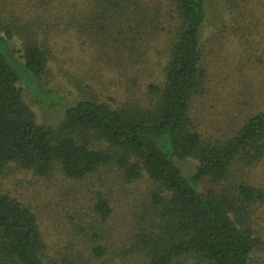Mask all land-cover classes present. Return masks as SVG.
Masks as SVG:
<instances>
[{
    "label": "trees",
    "instance_id": "trees-1",
    "mask_svg": "<svg viewBox=\"0 0 264 264\" xmlns=\"http://www.w3.org/2000/svg\"><path fill=\"white\" fill-rule=\"evenodd\" d=\"M243 2L228 0L232 37L244 23L235 11ZM89 13L76 35L89 40L82 45L94 79L108 72L122 78L108 76V83L127 85L130 74L141 79L158 56L159 78L143 85L140 97L117 105L83 93L53 128L36 122L17 73L0 53V171L15 166L47 177L57 169L79 182L113 168L119 185L142 179L148 191L140 211L120 223L117 240L107 226L113 207L97 193L86 249L79 253L67 244L52 254L35 212L0 194V264H264V40L259 55L243 28L238 71L246 98L212 102V67L229 40L219 34L202 39L206 0H96ZM1 39L18 40L15 52L32 81L31 94L47 91V40L0 20ZM189 159L195 168L185 177L176 163ZM259 170L261 183L254 175ZM205 181L218 190L200 192Z\"/></svg>",
    "mask_w": 264,
    "mask_h": 264
},
{
    "label": "rangeland",
    "instance_id": "rangeland-1",
    "mask_svg": "<svg viewBox=\"0 0 264 264\" xmlns=\"http://www.w3.org/2000/svg\"><path fill=\"white\" fill-rule=\"evenodd\" d=\"M95 3L96 0H0V20L4 24L10 28L17 27L35 33L39 39L47 40L51 48L52 61L49 63L47 74L48 92L43 90L35 92L34 95L31 94L33 84L30 76L15 52L18 40L12 39L15 44L0 40V53L17 73L19 84L23 88L24 102L33 112L38 124L57 127L63 120L65 110L73 107L72 105H75L83 93L91 91L92 94H98L103 101L110 100L111 104L117 105L123 99L140 97L144 90L143 85L159 78L163 63L162 57L159 56L153 58L151 68L146 67L145 76L141 79L135 80L136 76L130 74L127 85L120 81L108 83L109 77L122 79L117 74L113 77L114 74L106 72L109 77L104 75L101 81L92 77V72L88 68V55L82 45L83 41L88 45L89 40L85 37L84 40L78 38L76 29L79 25L87 24L90 9ZM237 6L235 11L243 16L244 23L241 28L237 26L235 29L237 36L232 37L230 29L234 11L231 12L228 0H206L208 17L202 39L219 34L229 40L221 55L214 61L217 65L212 67L213 79L210 84L212 90L207 95L212 102L227 101L230 98L229 103L234 104L237 100L241 102L246 98V91L241 85V75L238 71L240 63L244 61V50H246L245 47L240 46V42H245L243 28L251 31L248 41L261 55L259 45H261L260 41L264 40V0H247ZM247 7L255 9L254 15L249 16L250 10ZM223 62H226V65ZM132 80L137 84L133 85L131 92L127 94ZM80 87L84 89L78 93ZM34 97H37L39 102L35 103ZM201 102L202 99L194 109L197 110ZM227 107L224 105L213 108L222 111ZM176 165L185 177L195 168V162L191 159ZM260 171H256L254 175L261 183ZM112 172L114 169L109 168L84 181L75 182L66 179L57 169L47 177H38L29 171L10 166L0 171V194L15 198L35 212L50 254L56 249H63L67 244L73 250L83 253L86 249L85 241L88 243L87 236L94 226L93 224L89 228L95 219L92 210L97 193L105 195L113 207L114 217L107 226L113 234L110 238L117 240L120 235L118 232L120 223L123 220L130 221L129 216L140 211L137 204L145 198L148 191L146 180L141 179L131 185L125 182L123 185L120 182L119 185L117 179L113 181ZM195 189L200 195V192L205 191L216 192L218 187L205 181L200 184V192L199 187L195 186ZM182 264L197 263L188 259Z\"/></svg>",
    "mask_w": 264,
    "mask_h": 264
}]
</instances>
